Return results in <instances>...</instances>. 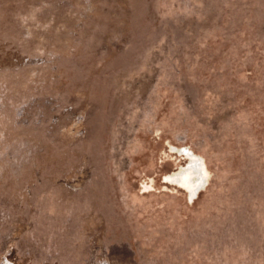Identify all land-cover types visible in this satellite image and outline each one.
I'll list each match as a JSON object with an SVG mask.
<instances>
[{
	"label": "rangeland",
	"instance_id": "obj_1",
	"mask_svg": "<svg viewBox=\"0 0 264 264\" xmlns=\"http://www.w3.org/2000/svg\"><path fill=\"white\" fill-rule=\"evenodd\" d=\"M0 264H264V0H0Z\"/></svg>",
	"mask_w": 264,
	"mask_h": 264
},
{
	"label": "bare ground",
	"instance_id": "obj_2",
	"mask_svg": "<svg viewBox=\"0 0 264 264\" xmlns=\"http://www.w3.org/2000/svg\"><path fill=\"white\" fill-rule=\"evenodd\" d=\"M180 152L189 158V163L173 175L167 178L165 176V180L167 183L185 189L189 200L193 202L209 183L210 172L205 158L195 155L190 147H184Z\"/></svg>",
	"mask_w": 264,
	"mask_h": 264
},
{
	"label": "flooded vegetation",
	"instance_id": "obj_3",
	"mask_svg": "<svg viewBox=\"0 0 264 264\" xmlns=\"http://www.w3.org/2000/svg\"><path fill=\"white\" fill-rule=\"evenodd\" d=\"M173 148H174V147H173ZM190 150H191L195 155L201 156V155L197 154L196 152H194L191 148H190ZM201 157H202V156H201ZM186 158H188V157L186 156ZM188 159H189V158H188ZM181 167H185V166H181ZM181 167H180V168H181ZM180 168L177 169L176 171H174V172L169 173L168 175H166V178H167L168 176H171V175H173L174 173L178 172V171L180 170ZM144 188H145V189H148V187H147L146 185H144Z\"/></svg>",
	"mask_w": 264,
	"mask_h": 264
}]
</instances>
